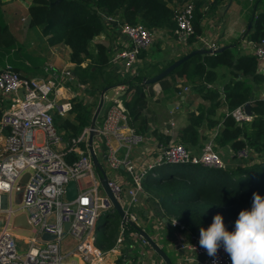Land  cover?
I'll return each mask as SVG.
<instances>
[{
    "label": "built area",
    "instance_id": "1",
    "mask_svg": "<svg viewBox=\"0 0 264 264\" xmlns=\"http://www.w3.org/2000/svg\"><path fill=\"white\" fill-rule=\"evenodd\" d=\"M193 11L194 0H185L176 8L173 38L180 46L215 51L219 45L206 36H198L189 42L194 34ZM108 19L115 21L111 17ZM117 27L121 38L109 48L108 63L115 66L123 79L137 77L138 56L164 32L159 28L149 29L141 22H120ZM239 44L256 58L257 71L264 76V41L256 42L243 35ZM44 70L45 78H25L8 62L0 64V213L8 214L0 228V264H102L109 252L122 257L124 264H145L141 259L143 249L151 247L140 233L143 229L139 227L137 211L139 196L145 193L144 180L155 168L169 164L224 168L225 162L216 150L214 135L199 146L189 147L173 137L172 131L166 130L170 136L167 142L154 136L148 142L144 133L131 126L121 97L105 99L107 105L101 123L95 125L92 145L94 152L96 143L104 147L107 185L123 215L119 216L114 245L104 251L96 243V224L101 214L114 209L88 151L89 128L85 127L69 140L63 139V129L60 133L56 129L55 116L65 117L72 107L71 100L60 101L63 97L59 88L72 81L74 75L70 69H56L51 64ZM84 88L86 86L80 83L82 91L73 98L85 102L88 94ZM120 89L124 90L125 86L121 85ZM183 89L187 90L188 86ZM230 115L238 125L252 119V115L245 113L244 106L233 109ZM38 134L41 141H37ZM144 145L146 148L133 157V150ZM232 154L243 163L258 161L254 150L248 146ZM107 167L110 170L122 167L128 175L129 185L126 186L119 177H109ZM71 180L77 194L69 200L65 186ZM19 192L21 201L13 210L8 207L10 195ZM3 197H9V202L4 203ZM20 211L26 213L32 228L31 231L22 230L26 244L23 252L19 250L10 219L12 212ZM65 223L69 224L66 230ZM168 226L174 230L173 234L148 235L159 246L160 240H166L168 250L177 257L178 264H232L223 247L216 257H210L199 245L200 234L191 232L178 218H168ZM44 233L54 238L42 239ZM66 237L72 241L70 246L64 244ZM188 244L195 250H190ZM133 252L137 261L129 258Z\"/></svg>",
    "mask_w": 264,
    "mask_h": 264
},
{
    "label": "trees",
    "instance_id": "2",
    "mask_svg": "<svg viewBox=\"0 0 264 264\" xmlns=\"http://www.w3.org/2000/svg\"><path fill=\"white\" fill-rule=\"evenodd\" d=\"M184 1L31 0L28 7L29 24L41 29L49 45L63 43L69 46L71 50L69 59L73 63V72L81 83L90 84L92 93H100L106 86L124 85L121 99L128 110L130 124L137 131L143 132L144 128L138 127L144 104L143 87L150 85L145 84L143 80L152 76L141 72L134 78L119 79L117 75L113 76L115 74L109 67V56L105 46L96 44L92 49L91 41L96 35L105 31L107 26L117 25L120 22L130 24L141 22L149 29H164L173 36L176 26L175 10ZM226 1L194 0L192 20L194 34L189 42L203 34V20L216 14L217 7L220 4L224 5ZM245 5L248 7V12L244 16L246 27L242 36L256 42L264 41V0L251 2L247 0ZM108 17L114 18L115 21L109 20ZM249 23L250 28H248ZM231 44L237 47L238 41L235 39L225 45ZM21 49L22 45L9 30L0 9V64L8 62L15 71L19 72L14 56ZM84 60H87V65L82 67ZM172 62L174 61L157 69V72ZM257 67L255 57L240 54L233 47H228L214 54H195L177 66L167 77L156 82L164 88L169 84L167 78L181 76L183 82L191 84L196 95L206 102L197 107V113H188L187 124L177 133L178 141L189 147L199 146V128L205 122L209 127L218 124L217 132L214 134L215 144L219 147L228 145L232 151L248 146L254 150L258 160L252 164L245 162L232 168L214 169L200 165L169 164L153 170L158 171L156 174L161 180L159 187L152 190L145 181L143 184L147 192L154 191L158 200L153 196L149 195V197L163 210V213L161 210L159 213L168 216L164 208L167 209L193 233L200 234L201 227L207 229L217 214L223 217L226 229L233 232L239 212L251 210L253 193H258L264 198V99L257 96V92L264 84V76L257 71ZM221 68L225 69V72H220ZM207 84H211V87H207ZM172 86L178 91L176 84ZM256 87L254 99L250 100L252 91ZM246 102L250 103L252 119L238 125L230 112L238 106H244ZM71 103L70 117H64L58 125L65 131L67 140L78 136L85 127L89 126L98 98L93 106L77 98L72 99ZM220 108H224L221 121L216 119ZM167 140L168 137L164 142ZM96 153L98 158V151ZM163 171H167L168 175L165 177L161 175L160 172ZM114 214L118 216L114 210L112 214L105 212L97 220L96 243L99 247L107 245L101 227L105 225L108 216ZM138 215L142 216L141 213ZM112 244L107 245L105 249L110 248ZM163 250L165 251L164 248ZM120 260L117 264H124L123 258Z\"/></svg>",
    "mask_w": 264,
    "mask_h": 264
},
{
    "label": "crops",
    "instance_id": "3",
    "mask_svg": "<svg viewBox=\"0 0 264 264\" xmlns=\"http://www.w3.org/2000/svg\"><path fill=\"white\" fill-rule=\"evenodd\" d=\"M205 1L211 2L212 0H205ZM246 1L247 0H227L224 5L220 4L217 7L216 14L214 15L212 14L211 16L203 20L202 36L208 37L211 41L219 45V47L227 43H230L236 39V41H238L237 47L239 53L250 55L246 50L241 48L239 44V39L244 31L243 29L246 27V20L244 17L248 12V7L245 5ZM30 4H31V0H0V9L3 13L4 20L8 25L9 30L14 35L15 39L24 47L23 51L17 53V61L19 63L18 71L23 77L45 78L47 77V74L46 71L44 70V67L47 64L53 65L54 68L56 69H62V68L70 69V71L74 75L72 81L66 82L59 89H62L61 93L63 97L60 98V101H64V100L72 101V99H74L73 98L74 95L75 94L79 95L82 90H80L81 82L74 74L73 63L70 62L69 59L71 50L69 46L63 43L49 45L46 41V37L42 35L41 29L39 27L30 26L29 24L30 16L28 13V7L30 6ZM161 30L165 34H168L167 31H165L164 29ZM120 38L121 35L118 31L117 25L107 26L105 31L96 35L92 39L91 48L94 49V46L96 44H102L105 46L106 52L108 53V50L111 47V45H113L118 40H120ZM151 50L152 49H149V51H147L146 53L144 52L142 55L138 56V60H139L138 68L141 71L144 70L145 67H148L147 73L145 74L153 76L156 73H158L157 69L163 68L169 62L177 60L179 56L188 53L190 50H192V48L180 46L175 43L173 47H170L168 50H166L164 56L159 58H152L151 56H149L148 58H146L145 54L151 52ZM35 64H37L38 66H36ZM86 65H87V60H84L81 66L85 67ZM110 66L109 67L111 69L113 66L111 64ZM113 69L114 67L111 69V71H113ZM220 72H225V69L221 68ZM116 75L117 77L122 79V77L118 73L113 76ZM167 82L169 84H167L166 87L164 88L161 87L160 83H154L152 85L150 84L143 87L144 104L141 109V117L140 120L138 121V127L144 128L143 129L144 131L141 133H144L149 138L148 142L150 141L151 136L152 137L154 136V138L162 142L166 141L167 137L170 139V136L166 132V130L172 131L173 134L177 136L179 129L188 122L187 121L188 113L190 112L197 113V107L201 104L206 103L205 100H203L202 98L196 95L193 89L191 90L189 89V87L187 90L183 89V87L189 83H183L182 77L180 78L179 76L175 75V77L173 78H167ZM174 82L177 83V85L179 86L180 85H184V86L178 89V91L174 90L172 86ZM83 85L86 86V88H84L85 93L89 95V93H91L90 91L88 93V89H91L90 84H83ZM99 94H97L98 99H99ZM91 96L93 97L95 96V94L91 93ZM257 96L263 98L264 84L260 88L259 92H257ZM84 103L88 105L92 104V103H87V100H85ZM223 112H224V108H220L217 111V116H216L217 120L221 121V115ZM102 119L103 117L100 118L98 123H101ZM217 129H218V124L216 126L209 127L208 124L205 122L199 128L200 141L198 145H201L202 143H204L206 139L213 136L215 132H217ZM95 146H96L95 153L96 151H98L99 154L98 160L101 162L103 168H106L107 165L103 157L104 147L102 146V144L99 145L97 143L95 144ZM143 148H146V145H144V147L140 146L139 148L133 150V152L131 153L132 156L133 157L137 156L139 152L143 150ZM227 149L228 151H226ZM99 150H102V152L101 151L99 152ZM216 150L223 157L226 168H232L237 165H242V163L239 162L238 158H236L232 154L233 151L230 148V146L228 145L221 146L218 149L216 148ZM111 172H112L111 174L112 176L116 178L118 177L121 178L126 186L129 185L128 175L122 167H120L118 170H112ZM144 181L146 182V179ZM139 198H140V202L137 207V211L138 213L142 214V216L139 217V227L142 228L147 234L159 233V235H164V236L168 234H173L174 230L168 226L167 224L168 221L167 223H165L159 217V214H161L159 213V211L161 210L163 213V210L160 207L159 209H157L156 204L150 201L151 198L149 197L146 190L145 193L140 194ZM10 199H11V205H8V207L11 206V208L14 210L20 204V195L18 193H14L10 195ZM13 200H15L14 203ZM3 202L4 203L9 202V197H3ZM150 212L156 217L155 220L147 219ZM17 213L12 212L10 216L11 222L13 216L16 215ZM3 214H5L3 217V223H4L8 217V214L5 212L0 213V215ZM110 217H112V215L108 216L105 225L101 227V230H104L108 226ZM164 217H166L167 219L170 218L171 216L170 217L164 216ZM3 223L0 225V228L3 225ZM117 229L115 236L113 238L112 246L115 243ZM13 232L17 237L19 243V250L23 252V249L25 248L23 246L25 242L23 239L24 237L23 231L20 229H14ZM102 232L104 234V231ZM67 238L68 240H66ZM64 244L70 246L72 244L71 239L69 237H66L64 239ZM101 247L102 250L104 251L107 250L103 248V246ZM160 247L162 248V245ZM143 252L141 259L145 262V264H165L162 258L156 253V251L152 247L151 248L145 247L143 249ZM171 256L172 258H170L169 256L168 257L170 258L172 264H178L177 257L174 254H172ZM120 258L122 257L118 256L117 254L109 252L108 255L105 257V261H103L102 264H117V261H121ZM129 258L131 261H137L136 253L134 252L131 253L129 255Z\"/></svg>",
    "mask_w": 264,
    "mask_h": 264
},
{
    "label": "clouds",
    "instance_id": "4",
    "mask_svg": "<svg viewBox=\"0 0 264 264\" xmlns=\"http://www.w3.org/2000/svg\"><path fill=\"white\" fill-rule=\"evenodd\" d=\"M199 231V245L210 257H216L223 247L232 264H264V198L258 193H253L251 210L239 212L235 231L226 229L219 214L207 229L201 227ZM187 247L195 250L191 244Z\"/></svg>",
    "mask_w": 264,
    "mask_h": 264
},
{
    "label": "water",
    "instance_id": "5",
    "mask_svg": "<svg viewBox=\"0 0 264 264\" xmlns=\"http://www.w3.org/2000/svg\"><path fill=\"white\" fill-rule=\"evenodd\" d=\"M248 28H250V23L248 25ZM233 46L234 45H232V44L231 45H223V46H220L215 51H211V50L204 49V48L192 49L188 53L184 54L182 57L178 58L177 60H175L174 62H172L168 66H166L160 72L156 73L152 77L145 78L143 81L145 84L156 83L159 80H161L162 78L167 77L177 66H179L182 62L186 61L188 58H190L191 56H193L195 54H213L216 52H221L228 47L232 48ZM120 86H121L120 84L112 85V86H106L100 91L98 103L96 105V108L93 112V115H92V118L90 121V124L88 126L89 131H88L87 145H88V151H89L90 156L92 158V162H93L96 170L99 172V178H100L101 186H102L104 192L107 194V196L111 199V201L113 203L114 211L119 216H122L123 215L122 208H121L120 204L118 203L117 199L114 197L110 188L107 185V174H106L103 166L101 165V162L98 160V158L94 152L93 145H92L94 137H95L94 128H95V125L97 123V118H98V116H99V114L103 108L104 101H105V99H110L113 97H115V98L122 97V95L124 94V90H121ZM256 90H257V87L253 89L250 100L254 99V94H255ZM244 111L248 115L252 114V112L250 110V103L249 102H246L244 104ZM104 159H105V157H104ZM18 194L20 195V200H21V192H19ZM65 194H66L67 199H69V200H72L76 197L77 191H76V186H75L74 181L71 180L67 183V185L65 186ZM156 208L159 209V206L157 204H156ZM159 217L161 218L162 221L167 223L166 217H164L161 214H159ZM68 225H69L68 223L64 224L65 230L68 228ZM11 226L13 227V229H20L23 231H31L32 230L31 225L27 221L26 213L23 211L19 212L13 216ZM140 233L148 241L149 246L152 247L156 251V253L162 258V260L165 262V264H172L167 253L157 243H155V241L153 239H151V237L144 230H140ZM41 237H42V239H45V240H51L54 238V236L46 234V233L42 234Z\"/></svg>",
    "mask_w": 264,
    "mask_h": 264
},
{
    "label": "rangeland",
    "instance_id": "6",
    "mask_svg": "<svg viewBox=\"0 0 264 264\" xmlns=\"http://www.w3.org/2000/svg\"><path fill=\"white\" fill-rule=\"evenodd\" d=\"M245 29V28H244ZM243 29V30H244ZM168 35V36H167ZM176 43V41H175V39L173 38V36H169V34H162V39L160 38H158L154 43H153V45L149 48V49H152L151 50V52H149V53H147V54H145L146 55V58H148L149 56H151L152 58H159V57H162V56H164V54L166 53V50H168L170 47H173L174 46V44ZM177 44V43H176ZM163 47V48H162ZM160 48H161V50H160ZM23 49H24V47H23V45H22V49L20 50V51H23ZM149 49H146V50H143V51H141V53H140V55H142L144 52L146 53L147 51H149ZM163 49V50H162ZM234 49H235V51H238V47H234ZM19 51V52H20ZM18 53V52H17ZM110 56V55H109ZM14 61L18 64V66H19V63H18V61H17V55H15L14 56ZM36 66H38L37 64H35ZM109 66H110V63H109ZM111 67V66H110ZM113 68V67H112ZM111 68V69H112ZM147 70H148V67H145V69L144 70H139L138 69V71L139 72H141V73H143V74H145V73H147ZM113 73L114 74H117V70H116V68H115V66H114V69H113ZM180 78H181V76H179ZM119 78V77H118ZM120 79V78H119ZM183 83H185V82H183ZM174 84H176V87H177V89H180L181 87H183L184 85H177V83H175L174 82ZM189 85V86H188ZM186 86H188L189 87V89H191L192 90V86H191V84H187ZM176 89V88H175ZM92 89H88V93H89V91L92 93V91H91ZM91 93H89V95H88V97H87V103H92L91 104V106H93L94 105V103L96 102V100H97V97H98V95L97 94H99V93H95V96H91ZM106 103H104V105H103V108H102V110H101V112H100V114H99V116H98V118H97V123L99 122V120H100V118L101 117H103V115H104V108L106 107ZM69 116V114H67L66 116H65V118L66 117H68ZM70 117V116H69ZM64 119V117H62V116H55V123H56V129H57V131L60 133L61 132V128H59V124L61 123V121ZM173 137H175V138H177V136L176 135H174ZM63 139H65V140H67L66 138H65V136H63ZM42 140V137H41V135L40 134H38V139H37V141H41ZM216 148L218 149L219 148V146L216 144ZM226 151H228V149L226 150ZM228 157H229V154H228ZM239 160V162H241V163H243L244 161H242V160H240V159H238ZM237 161V160H236ZM234 165H236V164H234ZM237 166H240V165H237ZM235 167V166H234ZM106 171H107V173H108V176L109 177H114V176H112L111 174H112V170H110V169H108V167H107V169H106ZM158 171H152V172H150V174L147 176V178H146V184L148 185V187H150L152 190H154V189H157L158 187H159V182L161 181L160 180V178L157 176V173ZM160 174L161 175H163L164 177L165 176H167L168 175V172L167 171H163V172H160ZM237 177V175H235V178ZM87 179H84V181H86ZM147 192V191H146ZM148 193V195H150V196H153V197H155V194H154V191H150V192H147ZM155 200H158L156 197H155ZM155 200H153V201H155ZM21 201V200H20ZM151 202H153L152 200H150ZM15 202V200H13V203ZM153 203H155V202H153ZM19 204V203H18ZM164 210H165V213L168 215V216H171V217H175L176 215L175 214H172V213H170L169 211H167V209H165L164 208ZM109 213H111V211H109ZM4 215L5 214H3V215H0V225L3 223V217H4ZM147 219H153V220H155L156 219V217L150 212L149 213V215H148V217H147ZM109 224H108V226L104 229V230H102V231H104V237L106 238V241H107V245H109V244H111V243H113L112 241H113V238H114V236H115V233H116V229H117V224L119 223V219H118V216L116 215V214H114L112 217H110V219H109V222H108ZM100 237V236H99ZM66 240H68V238L66 239ZM159 244L160 245H162V247L165 249V252L167 253V255L170 257V258H172V252L171 251H169L168 250V247H167V241L166 240H164V239H162V240H160L159 241ZM106 245V246H107ZM23 246L25 247L26 246V244H25V242H24V244H23ZM105 246V247H106ZM105 247H103V248H105ZM162 248V249H163Z\"/></svg>",
    "mask_w": 264,
    "mask_h": 264
}]
</instances>
